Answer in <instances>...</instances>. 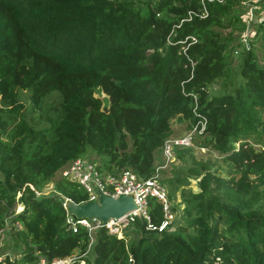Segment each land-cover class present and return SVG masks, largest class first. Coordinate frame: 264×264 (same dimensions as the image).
Segmentation results:
<instances>
[{"label":"trees","instance_id":"1","mask_svg":"<svg viewBox=\"0 0 264 264\" xmlns=\"http://www.w3.org/2000/svg\"><path fill=\"white\" fill-rule=\"evenodd\" d=\"M201 12L199 0H0V225L22 204L11 218L21 225L9 232L20 253L12 264H34V253H75L71 264H264V17L243 43L236 1ZM20 92L35 108L52 96L55 115L36 127ZM173 119L187 130L204 120L192 144L215 157L162 178L183 206L172 231L135 220L122 238L99 228L87 249L58 195L34 193L87 149L99 169L150 176ZM54 188L86 200L74 182L57 179ZM146 212L156 227L153 197Z\"/></svg>","mask_w":264,"mask_h":264},{"label":"built area","instance_id":"2","mask_svg":"<svg viewBox=\"0 0 264 264\" xmlns=\"http://www.w3.org/2000/svg\"><path fill=\"white\" fill-rule=\"evenodd\" d=\"M201 5V16L206 14V5L209 3H222L224 0H199ZM241 7L247 9V15H252V11L257 7L258 3L262 0H234ZM178 26V25H177ZM247 26H245L246 30ZM246 33L241 41L244 43L246 40ZM195 39L190 36L187 37V45L191 44ZM198 126V128H197ZM204 120H199L197 124L186 130L179 137L166 138L160 148L161 160L153 164L151 175L142 178L138 177L131 170L122 168L115 173L106 172L97 167V164L89 161L84 156L77 157L57 171L59 179L76 183L85 193V201H96L99 193L116 198L118 195H129L133 202V208L117 218H107L101 221L97 217L89 218H75L65 212V223L67 228L75 232L77 227H82L88 236L87 249L92 241V234L99 228H104L105 231L116 238H122L125 229L132 225L135 220L145 221V229H155L158 232L172 231L175 227L174 222L177 219V210L172 203V200L167 196V189L162 183L163 174L168 170L169 164L173 158V148H185L190 146L192 135L195 132H200L203 129ZM33 189L32 186H29ZM55 195H60L57 191H52ZM57 192V193H56ZM36 195H46L45 191H35ZM19 194V193H17ZM18 195H15L17 199ZM64 197V196H63ZM153 197L161 207L162 219L155 227L149 223V217L146 212V199ZM65 198V197H64ZM66 199V198H65ZM16 206L22 205L16 202ZM62 207L64 204L61 203ZM22 209V208H21ZM13 208L12 213L2 218L0 225V264H12L13 261L20 255L18 252L11 254V244H8L9 232L19 230L20 223L17 220H11L19 211ZM6 244V246H4ZM36 259L34 264H71L79 257L75 253L63 257H53L47 259L42 255L35 254ZM78 264H84L82 260Z\"/></svg>","mask_w":264,"mask_h":264},{"label":"rangeland","instance_id":"3","mask_svg":"<svg viewBox=\"0 0 264 264\" xmlns=\"http://www.w3.org/2000/svg\"><path fill=\"white\" fill-rule=\"evenodd\" d=\"M241 10L243 11V15H244L243 19L245 22V26H247V28L246 30L244 29V32L239 34V36L242 39L246 33L245 40H247L248 42L250 40L249 38L252 35H254L256 24L258 23L259 20H261L264 17V4L257 5V7L252 11V15L250 16V19H249V16L247 15V9L245 7H241ZM232 56H235V53H233ZM234 62H235V59H234ZM19 96H20V99L24 103L23 111H25V117L30 118L36 127H39L40 125H42L47 118L53 117L56 113L53 102H50V100L52 101V96L46 97L44 100V103L36 108L30 105L27 94L25 92H20ZM94 96L98 97L101 100L103 106H106V95L105 94L96 90L94 93ZM171 126H172V134H171L172 137H179L187 130L184 123H182V121H179L177 119H173L171 121ZM214 155L215 154L211 155L210 153L206 152L204 148L196 147L195 145L192 144V141H191L190 146L188 147L173 148V158L169 164L168 170L164 172L163 178L165 179L169 177L174 178L176 176H185L187 175L185 174V169L188 165L192 164V162L203 161L207 159L208 157H210L211 159H214L213 158L215 157ZM82 156H84L86 159L96 164L98 163L100 159V157L96 155L90 149H87L86 152ZM156 159L158 162L161 160L160 154L157 155ZM214 168L215 166H210L211 170H213ZM57 179L59 178H58L57 173H55L54 176L51 178V181L53 183L50 182L46 186H44L45 188L43 190L45 191V193L50 194V192L55 190L54 182ZM188 179L190 183L186 188L189 189L191 192H196L197 191V185H196L197 179L192 176H189ZM16 195L19 196V194H16ZM178 195H179V191L177 190L173 196L170 195V199L175 204V210H177V215H176L177 221H180L179 219H181L182 214H183V212L181 214L183 206L182 204L179 203ZM21 208H22V205H18V206L15 205L14 207L15 211H18ZM129 230H131V228L125 229V232ZM132 237H133L132 234H127L126 241L129 242L132 239ZM4 246H6V244ZM10 250H11V254H15V252L19 251V248H16V247L13 248L11 244Z\"/></svg>","mask_w":264,"mask_h":264},{"label":"water","instance_id":"4","mask_svg":"<svg viewBox=\"0 0 264 264\" xmlns=\"http://www.w3.org/2000/svg\"><path fill=\"white\" fill-rule=\"evenodd\" d=\"M105 111V109H104ZM58 200L64 204V210L75 218L97 217L101 221L117 218L133 208L129 195H118L116 198L99 193L96 201H83L78 204L59 195Z\"/></svg>","mask_w":264,"mask_h":264},{"label":"crops","instance_id":"5","mask_svg":"<svg viewBox=\"0 0 264 264\" xmlns=\"http://www.w3.org/2000/svg\"><path fill=\"white\" fill-rule=\"evenodd\" d=\"M173 203V202H172ZM173 205L175 206V204L173 203Z\"/></svg>","mask_w":264,"mask_h":264}]
</instances>
